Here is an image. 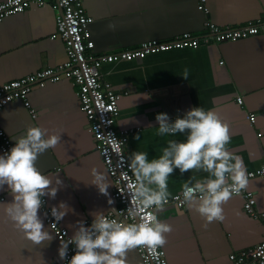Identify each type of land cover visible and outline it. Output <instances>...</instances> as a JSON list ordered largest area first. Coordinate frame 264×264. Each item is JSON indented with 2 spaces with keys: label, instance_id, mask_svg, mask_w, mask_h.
<instances>
[{
  "label": "crops",
  "instance_id": "1",
  "mask_svg": "<svg viewBox=\"0 0 264 264\" xmlns=\"http://www.w3.org/2000/svg\"><path fill=\"white\" fill-rule=\"evenodd\" d=\"M200 1L84 0L86 13L94 20L89 28L94 56L132 50L149 40L170 41L183 33L203 37L206 22L219 28L245 27L264 15V0H204L208 14L198 10ZM58 15L54 1L49 0L43 7L33 6L0 23V87L66 62L63 42L51 39ZM100 74L101 81L122 96L116 127L133 131L126 148L128 159L134 151L147 152L149 160L158 158L168 140L185 139L179 134L159 136L157 114L167 113L174 120L199 106L215 111L228 125L231 139L226 147L241 158L246 174L264 166V34L104 64ZM238 98L242 105L237 103ZM28 100L36 118L22 102L15 101L0 111V127L10 138L22 136L32 127L61 137L55 148L38 156L35 166L50 176L52 186H56L57 177L62 181L55 200L45 198L49 208L65 202L71 209L60 224L72 236L78 221L91 223L93 213L107 214L118 208L112 196L113 181L95 148L77 90L70 81L35 86ZM94 168L108 177L107 197L91 184ZM190 178L203 180L207 173L192 170L180 175L177 170L168 180L169 198L179 194ZM246 189L254 197L257 217L244 211L241 196H233L222 205V222L209 223L187 205L179 209L170 204L157 211V218L171 227L161 247L168 264H230V254L249 251L264 242V180L252 179ZM11 199L6 188L0 190V264L61 263L60 243L43 213L45 230L53 239L36 245L4 214L5 203ZM125 264H142L136 248L127 252Z\"/></svg>",
  "mask_w": 264,
  "mask_h": 264
},
{
  "label": "clouds",
  "instance_id": "2",
  "mask_svg": "<svg viewBox=\"0 0 264 264\" xmlns=\"http://www.w3.org/2000/svg\"><path fill=\"white\" fill-rule=\"evenodd\" d=\"M183 79H187V71ZM155 121L159 136L179 134L185 139L182 142L168 140L162 154L151 160L147 152L130 153L127 168L134 179L127 187L135 208L128 212V216L146 213L143 218L146 222L120 220L121 210L93 213L91 223L78 221L72 236L59 240L58 256L66 264H125L129 250L141 246L162 247L166 243L165 234L171 232V227L160 221L155 212L163 210L169 203L168 180L177 170L180 175L192 170L207 173L203 180L190 178L186 181L180 197L183 205L193 208L209 223L222 222L225 219L222 205L247 187L243 161L226 147L231 139L228 125L215 111H206L198 106L174 120L167 113H159ZM60 138L55 134L49 135L47 129L32 127L22 136L11 137L13 146L0 154V190L6 188L12 197L10 203H5L4 214L16 230L36 245L53 239L45 230L41 210L45 197L55 200L62 181L56 176V186H52L50 176L42 174L35 165L38 156L55 148ZM91 175V184L107 197L108 177L95 168ZM112 203L109 199L108 204ZM150 209L153 211H147ZM69 210L65 202H60L50 209V214L59 224ZM43 215L47 217V213ZM70 246L74 254L69 258Z\"/></svg>",
  "mask_w": 264,
  "mask_h": 264
},
{
  "label": "built area",
  "instance_id": "3",
  "mask_svg": "<svg viewBox=\"0 0 264 264\" xmlns=\"http://www.w3.org/2000/svg\"><path fill=\"white\" fill-rule=\"evenodd\" d=\"M48 1L6 0L1 2L0 23L11 16L24 13L33 6L43 7ZM53 1L60 14L56 19V33L51 39L59 38L63 42L67 60L54 69H43L0 87V111L9 104L20 101L30 115L36 118V111L31 108L28 100V95L33 87L44 88L47 83H57L62 79L70 81L77 90L80 109L88 121L89 132L93 138L95 148L101 156L102 164L107 174L113 181L112 196L118 203L116 210H121L118 218L129 223L146 222L143 219L146 213H141L137 217L128 216V212L135 208V205L130 201L127 187L134 177L127 168L128 157L126 154L129 137L133 134V131H120L116 127L119 117V101L122 96L115 93L109 84L101 81L100 70L102 65L131 62L173 50H195L202 43L208 44L210 41L214 44H221L258 36L264 34V15L255 23L245 27L219 28L210 22H206L204 25L206 35L203 37H196L191 33H183L170 41L149 40L132 50H120L110 54L94 56L95 43L89 30L94 20L87 15L84 0ZM204 3V0L200 1L198 10L208 14V9ZM237 103L242 105V99L238 98ZM250 121L254 122L255 117L251 116ZM12 146L13 143L10 137L0 127V154L8 151ZM247 177L248 182L255 178L264 180V166L257 171L247 173ZM246 188L235 196L243 197L245 200L244 211L248 215L257 217L254 212V197ZM180 193L169 198L167 205L173 204L179 209L184 208L185 205L181 203ZM44 199L45 205L41 212L47 213L45 223L53 232L57 241L71 237L68 231L61 227L60 223L54 222L50 214L51 208L48 207L46 198ZM147 211L151 212L153 210ZM261 218L264 223V215ZM136 249L142 264H168L166 254L161 247L148 248L141 246ZM73 254L74 252L70 246L69 258ZM229 262L230 264H264V242L249 251L230 254ZM57 264H66V262L62 260L61 263Z\"/></svg>",
  "mask_w": 264,
  "mask_h": 264
},
{
  "label": "water",
  "instance_id": "4",
  "mask_svg": "<svg viewBox=\"0 0 264 264\" xmlns=\"http://www.w3.org/2000/svg\"><path fill=\"white\" fill-rule=\"evenodd\" d=\"M59 14H60V12H59Z\"/></svg>",
  "mask_w": 264,
  "mask_h": 264
}]
</instances>
